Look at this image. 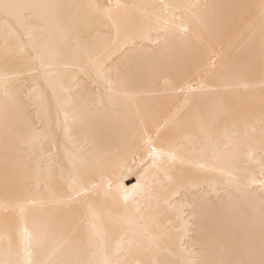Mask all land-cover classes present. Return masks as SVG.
<instances>
[{
    "label": "bare ground",
    "instance_id": "obj_1",
    "mask_svg": "<svg viewBox=\"0 0 264 264\" xmlns=\"http://www.w3.org/2000/svg\"><path fill=\"white\" fill-rule=\"evenodd\" d=\"M0 264H264V0H0Z\"/></svg>",
    "mask_w": 264,
    "mask_h": 264
},
{
    "label": "snow or ice",
    "instance_id": "obj_2",
    "mask_svg": "<svg viewBox=\"0 0 264 264\" xmlns=\"http://www.w3.org/2000/svg\"><path fill=\"white\" fill-rule=\"evenodd\" d=\"M5 7H9V6L6 5Z\"/></svg>",
    "mask_w": 264,
    "mask_h": 264
}]
</instances>
